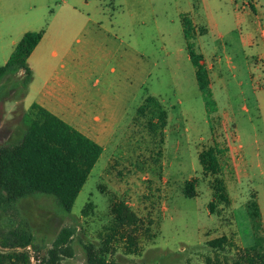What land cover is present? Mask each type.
Here are the masks:
<instances>
[{"label":"rangeland","instance_id":"rangeland-1","mask_svg":"<svg viewBox=\"0 0 264 264\" xmlns=\"http://www.w3.org/2000/svg\"><path fill=\"white\" fill-rule=\"evenodd\" d=\"M226 1L0 0V66L23 32H40L29 60L32 94L41 89L51 62H68L58 72L63 86L52 101L54 113L84 136L96 130L95 115L109 119L113 130L112 144L69 214L52 196L16 203L11 222L24 221L40 248L31 264H41L62 227L75 228L73 256L62 264H83L84 246L101 251L108 264H231L256 238L264 247V97L251 89H260V68L251 60L246 65L243 30L235 29ZM186 3L195 13L204 7L210 57L219 60L208 61L214 64L208 108L187 50L189 44L200 55L195 37L201 31L181 15ZM183 18L190 24L188 41ZM17 80L0 84V145L18 141L26 128L15 113L22 93ZM149 98L166 113L163 129L159 122L149 124L155 113L137 115ZM28 105L21 98L24 111ZM214 147L227 152L217 157L218 172L204 175L198 155ZM217 179L228 204L214 201L211 213ZM187 185L194 197L184 195ZM6 223L0 212V225ZM221 237L224 248L212 249L209 242Z\"/></svg>","mask_w":264,"mask_h":264},{"label":"trees","instance_id":"trees-1","mask_svg":"<svg viewBox=\"0 0 264 264\" xmlns=\"http://www.w3.org/2000/svg\"><path fill=\"white\" fill-rule=\"evenodd\" d=\"M181 24L184 38L188 41L190 24L185 18ZM41 39L40 32H26L14 46L6 63L0 66V84L6 78L18 77L14 86L20 88L22 93L20 98L16 99L15 113L22 117L26 127L18 141L0 145V212L7 221L6 224L0 225V264H31L32 256L37 255L40 250L24 221L11 222L12 216H16V203L37 194L52 196L59 208L69 214L102 153L101 147L96 143L39 105L32 104L28 111L22 108L21 98H24L32 81L27 59ZM187 50L195 69L198 90L208 108L213 101L207 69L201 63L202 57L195 55L189 44ZM147 113L157 115L150 125L159 122L161 129L165 127L166 113L158 101L149 98L137 109V115L143 116ZM226 152V149L218 150L214 147L198 155L204 175H215L218 172L217 157ZM212 189V202L208 206L211 213L214 201L228 204L225 185L221 179L214 181ZM184 195L194 197L190 186H186ZM89 207L87 204L82 210L84 215ZM117 214L119 225H122V209H119ZM74 234L75 228L62 227L40 263L62 264L64 257L72 258L70 241ZM226 243V239L221 237L209 242V245L212 249L222 250ZM84 250L86 259L83 264H108L100 256L101 251H94L92 246H84ZM231 264H264L261 238H256L251 246L239 250Z\"/></svg>","mask_w":264,"mask_h":264},{"label":"crops","instance_id":"crops-1","mask_svg":"<svg viewBox=\"0 0 264 264\" xmlns=\"http://www.w3.org/2000/svg\"><path fill=\"white\" fill-rule=\"evenodd\" d=\"M241 1L248 2V6L240 7ZM225 4L228 6L230 14L234 19L235 29L240 33L243 30V34L240 35L241 45L243 47V59L245 60L246 65L249 64V60L254 61L256 67L260 68V73L258 75V80L261 83L259 91H257V87L252 84V91H254V95H258L260 98L264 97V0H227ZM194 6H189L186 3L185 8L182 9L181 15L189 16L191 19V27L193 31L196 29H200L201 34L197 35L196 42L200 51V56L202 57V64L206 67L207 72L209 74L210 70H213L214 64L209 63V57L211 51L213 49L210 47L211 41L206 35V27L208 26V22L205 20V16L201 11H204V7L200 6V10L195 13ZM200 11V12H199ZM196 14V15H195ZM197 16V17H196ZM25 34L23 32L21 37ZM40 43V42H39ZM38 45L33 50L31 55L28 57L27 62L29 68L31 67L29 64L30 58L34 55L35 51L38 49ZM11 45H15V42H11ZM14 48V47H13ZM211 58V57H210ZM213 61L214 59L211 58ZM215 64H219V60H214ZM253 65V64H250ZM67 63H61L60 65L50 63L47 67V77L43 82L41 89L36 93L32 94L33 83L28 85V89L24 96V101L29 99V107L32 104H37L40 107L44 108L51 114L57 116L53 110V106L56 102H52L56 100V95L59 96V90L62 89L63 82H61V78L58 76L59 69L65 70ZM217 67H219L217 65ZM32 69V68H31ZM210 81V75H208ZM32 82V81H31ZM259 88V87H258ZM213 94V91H212ZM105 113V112H104ZM103 114V112L101 113ZM58 117V116H57ZM92 123L95 125V131L89 133V135H85L87 138L92 140L102 149V153L98 159V161L103 157V155L107 152V145L112 144L113 137L111 138V132H113L111 127V122L107 118H101L98 115L93 116L91 119ZM97 161V162H98ZM97 164V163H96ZM95 164V165H96ZM94 165V167H95ZM92 168V170L94 169ZM5 217V216H4Z\"/></svg>","mask_w":264,"mask_h":264},{"label":"built area","instance_id":"built-area-1","mask_svg":"<svg viewBox=\"0 0 264 264\" xmlns=\"http://www.w3.org/2000/svg\"><path fill=\"white\" fill-rule=\"evenodd\" d=\"M246 6H248V2H246V1H241V3H240V7H246Z\"/></svg>","mask_w":264,"mask_h":264}]
</instances>
